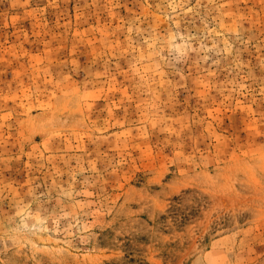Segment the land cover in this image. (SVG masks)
I'll use <instances>...</instances> for the list:
<instances>
[{
  "label": "rangeland",
  "instance_id": "1",
  "mask_svg": "<svg viewBox=\"0 0 264 264\" xmlns=\"http://www.w3.org/2000/svg\"><path fill=\"white\" fill-rule=\"evenodd\" d=\"M0 264H264V0H0Z\"/></svg>",
  "mask_w": 264,
  "mask_h": 264
}]
</instances>
